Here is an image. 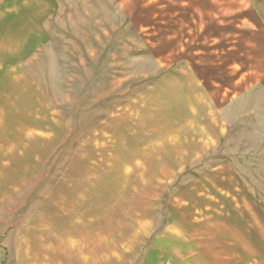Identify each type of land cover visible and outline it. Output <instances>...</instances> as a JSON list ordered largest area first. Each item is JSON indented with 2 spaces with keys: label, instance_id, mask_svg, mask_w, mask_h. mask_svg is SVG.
<instances>
[{
  "label": "rangeland",
  "instance_id": "1",
  "mask_svg": "<svg viewBox=\"0 0 264 264\" xmlns=\"http://www.w3.org/2000/svg\"><path fill=\"white\" fill-rule=\"evenodd\" d=\"M196 8L0 0V264L53 212L109 264H264L260 132L197 128L227 51Z\"/></svg>",
  "mask_w": 264,
  "mask_h": 264
},
{
  "label": "crops",
  "instance_id": "2",
  "mask_svg": "<svg viewBox=\"0 0 264 264\" xmlns=\"http://www.w3.org/2000/svg\"><path fill=\"white\" fill-rule=\"evenodd\" d=\"M196 7L200 30L212 34L213 40L219 39V42H212L208 41L212 40L211 36H205L203 44L217 45L212 49L227 51L226 56L222 55L227 60L215 61L224 66L222 74L217 69L210 74L213 77L205 73H201V77L199 72L198 79L215 80L197 93V106H202L197 128L207 129L204 134L212 130L209 135L213 145H220L228 134L227 129H248L253 123V128L260 132L263 146L260 152L264 154V0H196ZM188 12L192 13V10ZM184 103L190 106V102L183 99ZM226 113L228 120L223 116ZM246 134L249 136V132ZM58 214L47 213V219L43 214L44 221L55 219L49 231L43 232L52 231V234L44 235L41 247H33L32 234L27 237L25 229L19 239L14 234L12 237L17 240L11 243L12 251L8 247L6 264H109L108 256L101 249H88L86 241L79 240L76 229L65 230L61 235ZM261 228L258 229L264 232Z\"/></svg>",
  "mask_w": 264,
  "mask_h": 264
}]
</instances>
